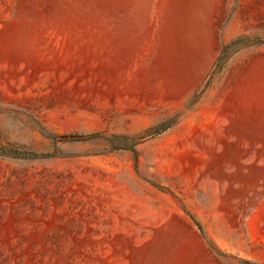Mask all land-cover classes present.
I'll return each mask as SVG.
<instances>
[{
  "label": "rangeland",
  "instance_id": "374dc122",
  "mask_svg": "<svg viewBox=\"0 0 264 264\" xmlns=\"http://www.w3.org/2000/svg\"><path fill=\"white\" fill-rule=\"evenodd\" d=\"M245 261L264 0H0V264Z\"/></svg>",
  "mask_w": 264,
  "mask_h": 264
},
{
  "label": "trees",
  "instance_id": "16d2710c",
  "mask_svg": "<svg viewBox=\"0 0 264 264\" xmlns=\"http://www.w3.org/2000/svg\"><path fill=\"white\" fill-rule=\"evenodd\" d=\"M162 126V124H160V125H158V126H156V127H153V128H151V130L149 131V132H153V131H155L157 128H159V127H161ZM62 138H64V139H67V140H71L72 138H74V137H70V138H68V137H62ZM244 264H255V263H252V262H249V261H245V263Z\"/></svg>",
  "mask_w": 264,
  "mask_h": 264
}]
</instances>
